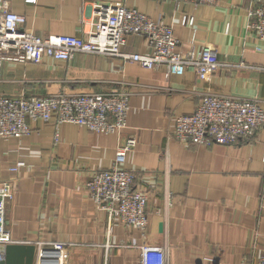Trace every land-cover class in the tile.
Instances as JSON below:
<instances>
[{"label":"crops","instance_id":"crops-1","mask_svg":"<svg viewBox=\"0 0 264 264\" xmlns=\"http://www.w3.org/2000/svg\"><path fill=\"white\" fill-rule=\"evenodd\" d=\"M4 1L41 37L86 38L93 27L94 0ZM111 1L170 26L178 51L209 45L221 67L202 80L191 68L167 76L164 67L102 54L3 62L0 95L129 93L119 134L37 121L29 135L0 141V183L15 187L5 210L13 244L66 243L71 264H140L142 245L164 247L167 264H255L264 249V125L252 140L230 145H185L173 136L176 117L193 113L205 93L255 99L264 110V44L246 16L254 0ZM121 51L146 53L145 37L129 35ZM128 137L136 144L121 168L147 195L144 232L109 224L84 189L93 173L111 167L116 145ZM18 161L24 166L12 172Z\"/></svg>","mask_w":264,"mask_h":264},{"label":"built area","instance_id":"built-area-1","mask_svg":"<svg viewBox=\"0 0 264 264\" xmlns=\"http://www.w3.org/2000/svg\"><path fill=\"white\" fill-rule=\"evenodd\" d=\"M32 1V0H27ZM215 5L219 0H158ZM94 22L86 38L67 35H35L24 27L25 17L9 10L0 0V67L3 62L40 63L44 57L68 61L77 53L116 56L146 69L165 68L166 75H181L191 68L202 80L221 67L216 51L204 45L199 51H178L172 28L160 19L152 20L133 8L111 0H94ZM248 28L264 44V0H254L247 9ZM129 35L145 37L146 53L121 51ZM256 49H261L257 46ZM129 93L121 90L89 93H55L47 96L0 95V141L31 133V123H72L99 134H119L126 127ZM264 125V110L255 99L205 93L193 113L176 117L174 138L185 145H230L250 141ZM136 144L133 137L119 142L108 169L93 173L84 189L107 222H119L144 232L148 226L147 195L133 187L134 175L121 168ZM18 161L12 172L23 167ZM12 180L0 183V247L13 244L5 229V210L14 191ZM61 242L39 244L32 264H71ZM140 264H167L162 246L139 247ZM4 258L0 250V261ZM255 264H264V249Z\"/></svg>","mask_w":264,"mask_h":264},{"label":"water","instance_id":"water-1","mask_svg":"<svg viewBox=\"0 0 264 264\" xmlns=\"http://www.w3.org/2000/svg\"><path fill=\"white\" fill-rule=\"evenodd\" d=\"M4 258L0 264H32L35 246L27 244H7L0 247Z\"/></svg>","mask_w":264,"mask_h":264}]
</instances>
